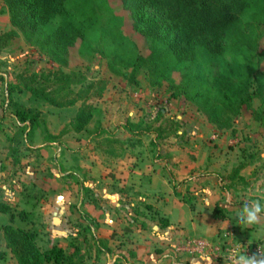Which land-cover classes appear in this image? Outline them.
<instances>
[{
    "label": "trees",
    "instance_id": "trees-1",
    "mask_svg": "<svg viewBox=\"0 0 264 264\" xmlns=\"http://www.w3.org/2000/svg\"><path fill=\"white\" fill-rule=\"evenodd\" d=\"M124 11L132 20V29L145 40L149 55L142 56L137 45L120 31L109 40L110 55L107 69L131 84L137 85L136 76L141 69L149 74L151 87L170 92V98L185 96L195 103L198 111L209 118L218 131H231L236 117L251 111L255 97L264 99V53L259 27L264 25V0H120ZM5 7L10 26L32 46L43 52L48 60L59 67L67 66L69 53L77 43L79 52L91 50L88 37L99 33L105 40L107 33L96 28V10H108L107 0H0ZM15 31L0 35V51L14 38ZM108 39V38H107ZM256 55L261 69L251 81L250 56ZM178 75V82L173 76ZM3 83V93L10 116L16 123V132L6 136L9 157L16 164V153L20 146L31 150L28 141L36 131L42 130L45 144L60 145V138L67 134L88 131L100 110L88 103L90 90L74 93L77 84L74 73L64 74L57 70L48 75L19 78L15 82ZM252 86L254 90L251 92ZM103 83L92 97L100 100ZM27 93L34 101L55 108H69L81 102L69 129L57 136L47 132L41 112L36 108H25L13 100L15 93ZM162 109L157 111L162 116ZM119 122L129 135L145 136L149 126L145 121L130 122L125 117ZM112 122H95L90 136L105 138L113 134ZM178 130H175L177 135ZM150 142L151 147L168 146L162 130ZM158 152V150H157ZM161 154V152H159ZM82 207V203L80 206ZM75 209L83 221H90L84 212ZM0 215L8 218L1 227L2 245L0 261L9 254L16 264H84L83 253L86 235L91 229L80 228V233L69 238L67 249L57 245L42 251L37 245L33 210L16 211L0 201ZM212 219L223 221L226 214L219 208L212 212ZM15 222L24 227L14 226ZM101 248L108 253L103 242Z\"/></svg>",
    "mask_w": 264,
    "mask_h": 264
},
{
    "label": "rangeland",
    "instance_id": "rangeland-1",
    "mask_svg": "<svg viewBox=\"0 0 264 264\" xmlns=\"http://www.w3.org/2000/svg\"><path fill=\"white\" fill-rule=\"evenodd\" d=\"M107 3L108 10L104 7L97 8L95 20L96 28L107 33L105 40L99 33L90 35L88 43L91 50L81 53L77 43L71 48L68 64L64 67L52 64L36 46L27 43L21 34L9 25L6 9L0 3V35L10 31L17 33V37L0 51V78L6 79L7 82H15L19 78L30 79L33 76L48 75L57 70H61L64 74L74 73L77 84L72 86L73 92H85L88 86H92L88 103L100 110L88 126V131L62 136L60 145H45L42 130L36 131L27 143L36 149L27 150L20 146L15 156L17 163L13 164L8 160V142L5 139L6 136L13 135L16 128L9 119L11 110L5 102L3 83L0 81V114L2 116L0 121L3 125V131H0V201L9 203L16 211L33 210L35 229L38 232L37 245L42 251L53 245L66 246L65 249H67L69 236L80 233L78 224L81 216L75 209L79 202L83 203L80 210L90 218L93 216V213L89 211L92 207L96 211L95 216L101 221H111L114 218L121 221L125 218L124 206L132 202L131 198L136 201V197L129 192L123 193L125 189L121 185L119 173L121 175L123 171L128 170L134 172V169L137 172L148 170L147 164H153V151L149 144L159 129L163 132L166 144L169 142L170 144H200L195 141L191 143L189 138L186 139L187 132H196L197 126L199 130L205 131V128L212 125L209 118L198 111L197 105L186 100L185 96L171 99V93L163 91L165 84L163 88L151 87L146 69L138 72L137 85L129 83L107 69V58L104 55H110L109 40L118 31L137 45L142 56L149 55L145 40L133 31L131 17L123 10L120 0H107ZM259 36L263 40L261 51L264 53V25L259 27ZM250 61L252 63L250 75L253 81L257 73L261 71L260 68L264 69V63L259 68L256 55H251ZM173 78L177 83L178 75H174ZM103 83L105 88L102 97L100 100H95L92 94L102 87ZM253 90L252 86L251 92ZM13 100L25 108L38 109L45 121L47 132L53 136H57L63 129H69L70 123L81 106V102H78L73 107L59 109L34 101L25 92L15 93ZM160 109L163 112L162 116L157 114ZM251 111L233 119V129H231L233 137L230 133L227 136L232 139L231 143L227 144H236L234 146L240 151L241 148H246L244 152H250L253 144H264V99L262 97H255L252 100ZM125 117H128L132 123L145 121L149 126V134L140 137L127 134L120 125H117L123 122ZM106 120L112 122L111 139L105 137L95 140L93 136H90L95 122L102 123ZM175 130H178L177 135L174 133ZM212 130L206 129L205 135L212 134ZM206 138L203 139L202 144L209 143ZM107 140L114 142L111 143L114 145L108 147ZM89 144H100L101 147L97 148L98 150L94 147L91 149ZM38 146L41 147L37 148ZM109 148L113 150L114 157L120 159L118 162L128 158L130 163L125 166L120 163L112 166L105 159L109 155L113 156L104 152ZM140 159L146 162L141 165ZM262 168H264L263 165ZM106 174L112 176V180H106ZM97 176H99L98 179H96ZM111 182L115 186L114 190L110 188ZM95 190L98 191L97 194ZM26 199L28 203L25 204ZM128 199L130 202L127 201ZM116 204L120 209L115 213ZM7 221V217L0 218V224ZM87 223L83 221L84 225ZM14 226L24 227L19 222H15ZM86 237L87 242L83 249L86 255L84 264H106L107 259L96 254L90 235L87 234ZM1 248L3 249V246ZM0 264H16V262L7 254L6 259L0 261Z\"/></svg>",
    "mask_w": 264,
    "mask_h": 264
},
{
    "label": "crops",
    "instance_id": "crops-1",
    "mask_svg": "<svg viewBox=\"0 0 264 264\" xmlns=\"http://www.w3.org/2000/svg\"><path fill=\"white\" fill-rule=\"evenodd\" d=\"M1 117L0 114V119ZM9 119L17 129L11 116ZM196 129V132L188 131L186 139L200 144H168L157 148L149 144L153 151V164H147L148 170L137 172L134 169V172L128 170L121 175L119 173L121 185L125 189L123 193L129 192L136 197V201L134 198H131L132 202L127 200L130 203L124 206V219L101 221L95 216L93 207L89 210L93 216L89 217L87 225L80 219L79 230L86 226L91 229L93 238L91 235L90 237L96 254L104 256L107 259L106 264H231L223 259L215 261L178 253L177 244L191 237L220 242L228 235L229 240L235 244L264 245V215L253 225L245 227L236 223V218L245 205L264 200V144H253L250 152H244L246 148H241L240 151L234 146L236 144H227L231 143L232 139L227 136L230 133L233 137L232 130L218 131L209 125L205 131L213 130L207 136L198 126ZM0 131H3L1 121ZM205 138L209 143L202 144ZM97 139L99 138H95ZM108 139H111L110 136ZM107 143L108 147L114 145L111 140H107ZM89 146L96 150L101 147L100 144ZM30 148L36 149L34 146ZM104 152L114 154L111 148ZM114 156L105 158L112 166L119 163L125 166L130 163L128 158L118 162L120 159ZM8 160L11 161V158L8 157ZM141 161V165L146 162L140 159L139 162ZM105 177L106 180H112V176L108 174ZM113 185L111 182L110 188L114 190ZM95 193L98 191L95 190ZM26 203L28 199L25 200ZM215 208L226 214L225 220L212 219ZM119 209L116 204L115 213ZM1 217L6 216L0 215ZM7 223L8 221L0 224V245L1 227ZM72 236L75 235L69 237ZM100 242L104 243L108 253L101 248ZM65 247L60 248L65 250ZM247 257L261 262L264 261V252L261 256Z\"/></svg>",
    "mask_w": 264,
    "mask_h": 264
},
{
    "label": "built area",
    "instance_id": "built-area-1",
    "mask_svg": "<svg viewBox=\"0 0 264 264\" xmlns=\"http://www.w3.org/2000/svg\"><path fill=\"white\" fill-rule=\"evenodd\" d=\"M177 252L200 258L219 260L223 259L228 263L237 264L239 255L261 256L264 252V245L258 244H235L231 242L228 235H225L220 242H213L201 237L186 238L177 244Z\"/></svg>",
    "mask_w": 264,
    "mask_h": 264
},
{
    "label": "clouds",
    "instance_id": "clouds-1",
    "mask_svg": "<svg viewBox=\"0 0 264 264\" xmlns=\"http://www.w3.org/2000/svg\"><path fill=\"white\" fill-rule=\"evenodd\" d=\"M264 215V200H256L251 205H245L236 218L237 225L249 226L257 223L259 217ZM207 259V257H206ZM237 264H264V261L257 262L252 257L239 255Z\"/></svg>",
    "mask_w": 264,
    "mask_h": 264
}]
</instances>
